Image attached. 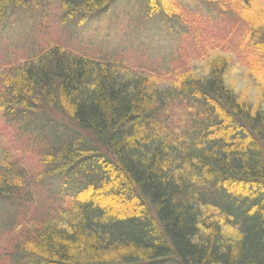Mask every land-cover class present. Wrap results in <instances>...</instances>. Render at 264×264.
Instances as JSON below:
<instances>
[{"label":"trees","instance_id":"trees-1","mask_svg":"<svg viewBox=\"0 0 264 264\" xmlns=\"http://www.w3.org/2000/svg\"><path fill=\"white\" fill-rule=\"evenodd\" d=\"M45 1L0 0V27ZM120 1L58 0L61 21ZM201 1L247 17L237 44L264 76V0ZM38 40L0 68L4 120L41 167L0 157L4 264H264V104L226 80L230 56L149 77Z\"/></svg>","mask_w":264,"mask_h":264},{"label":"rangeland","instance_id":"rangeland-1","mask_svg":"<svg viewBox=\"0 0 264 264\" xmlns=\"http://www.w3.org/2000/svg\"><path fill=\"white\" fill-rule=\"evenodd\" d=\"M162 3L174 13L167 15L163 10L151 14L137 0H121L83 24H63L58 0H46L42 8L29 10L20 18L11 16L0 27V68L39 48L38 39L42 36L48 42L56 41L69 50L115 61L128 67L129 73H146L149 77L170 76L192 62L198 64L211 54L222 53L231 58L226 80L252 102L261 95L260 102L264 104V76L253 68L241 45L247 29L246 16L227 11L219 18L215 9L201 0H162ZM2 113L0 108V157L8 156L34 176L41 170L36 155L6 123ZM172 117L177 118V112ZM37 206L33 201L28 212ZM14 225L6 230L8 233L0 231V264L9 260L13 237L10 229H17Z\"/></svg>","mask_w":264,"mask_h":264}]
</instances>
